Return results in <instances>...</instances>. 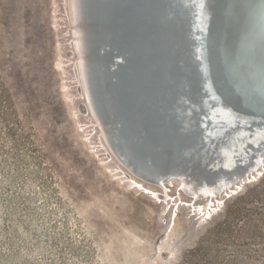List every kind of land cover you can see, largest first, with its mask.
Instances as JSON below:
<instances>
[{
	"label": "rangeland",
	"instance_id": "374dc122",
	"mask_svg": "<svg viewBox=\"0 0 264 264\" xmlns=\"http://www.w3.org/2000/svg\"><path fill=\"white\" fill-rule=\"evenodd\" d=\"M73 29L67 0H0V264H264V173L146 194L79 113Z\"/></svg>",
	"mask_w": 264,
	"mask_h": 264
},
{
	"label": "bare ground",
	"instance_id": "6f19581e",
	"mask_svg": "<svg viewBox=\"0 0 264 264\" xmlns=\"http://www.w3.org/2000/svg\"><path fill=\"white\" fill-rule=\"evenodd\" d=\"M256 1L261 5L262 1ZM203 2L204 0H179L174 7L172 4L162 8L163 15L173 18L165 30L171 31L176 44L161 52L159 48H165L166 46H162L166 45L165 42H159L150 34H143V31L148 32L147 27L153 24L155 17H146L143 27L139 25L140 29L136 30L137 21L133 16L131 3L127 0H67L75 45L73 51H68V57L78 58L77 68L84 99V103L78 106L79 113L92 117L98 125L102 143L116 161L139 174L123 158L121 152H125L136 168L144 171L146 175L139 174L141 178H137L139 183L149 187L143 188L146 194H156L152 191L155 188L164 195L168 193L169 187L177 184L180 193L190 198L195 207L200 202H207V205H212L214 201L220 203L217 201L218 196L230 197L229 193L253 182L250 178L253 176L257 179L264 170V154L258 153L259 141L253 135L249 139L245 138L246 144L240 146L241 150L248 148V151L256 152V156L248 158L249 166L246 171L252 172L238 182L232 180L237 171H233L228 177L222 172L228 168L231 160H238L241 151L236 150L239 149L236 140L229 139L226 142L220 138L214 144L218 143V146L230 152L227 156L224 155L225 152L222 153V158L219 154H212L210 157L217 162H211L210 158L201 165L196 156H186L181 161L160 162L159 165L165 168V179L169 183L158 185L147 180H164L162 172L154 173V165L158 163L160 156L170 153L171 147L182 148L180 150L185 153L190 148L207 146L206 149H209V144L212 143L208 140L209 136L214 139L222 133L216 132L218 134L215 135V130H219L216 127L218 122L225 120L228 123L224 130L231 131L236 126L239 130L247 128L254 131L259 116L264 118V86L252 96L249 95L248 102H242L239 84L234 80L237 76L245 79L261 59L259 51L264 48V9L257 6L235 18L211 19L201 9ZM224 2L227 6L231 4L230 0ZM151 3H146L148 9ZM161 37L159 33L158 38ZM123 41L130 43L125 46ZM104 44L109 45L106 50L103 49ZM145 48L149 51L144 52ZM142 54L143 60L145 59L143 71L140 68ZM170 54L172 55L169 56ZM119 55L126 56L123 63L117 59ZM165 55L168 60L164 59ZM130 56L132 59L127 58ZM155 59L158 61L154 62ZM179 60L188 63L182 65ZM137 67L139 70L136 77L134 72ZM153 69H156L157 77L152 75ZM212 70L218 72L216 76L220 78L219 82L215 77L206 78L205 73H212ZM129 73L133 74L130 76ZM195 73L200 79L195 88H192L196 90L193 101H189L182 91L183 82L185 79L188 83L192 82ZM213 85L220 92L210 95ZM92 93L95 94L94 99ZM260 131H263L260 135L264 134V129ZM210 132L214 134L208 135ZM200 140L207 141L208 144H201ZM128 142L131 143L130 150L126 148ZM200 152L203 154L205 150L201 149ZM171 164L173 168L169 167ZM235 166V169L240 167L237 164ZM203 169L211 173L217 172L212 176V181L208 179L211 173L200 172ZM173 176L179 177L180 182L169 180ZM194 176L198 177V186L190 182ZM168 196L167 194V200ZM205 209L203 216L208 213L207 206Z\"/></svg>",
	"mask_w": 264,
	"mask_h": 264
},
{
	"label": "water",
	"instance_id": "95a60500",
	"mask_svg": "<svg viewBox=\"0 0 264 264\" xmlns=\"http://www.w3.org/2000/svg\"><path fill=\"white\" fill-rule=\"evenodd\" d=\"M129 3H131V7L133 9V11L137 14H135L133 12V16H135V19L137 21V26H136V30H138L139 28V25L141 27H143V25L145 24L146 22V17L147 19L148 18H151V17H155V21L153 22V24L150 26V27H147L148 28V32L147 31H143V34H150L152 36V38L154 37L155 39L157 38L159 40V42H165L166 45H162V46H166L165 48H159V51L161 52H164V50H166L169 46H174L176 43L173 41V38H172V33L171 31H167L165 29H167V26L171 23V20L173 18H167V15H163L161 10L162 8H165L166 5H170L172 6L173 4V7L176 5L177 1L179 0H162L163 3L161 4L160 1L161 0H127ZM152 2L150 4V7L149 9L146 7V3H149ZM220 1V2H219ZM225 0H204L203 4H201V9H203V11H205L208 15H210V18L211 19H230V18H235V17H238V16H241L242 14H245V13H248L251 9H254L255 7L259 6L260 9L263 8L264 9V0H260L262 1L259 5L257 4L258 2L256 0H230L231 4L230 6H227V4H225L224 2ZM227 1V0H226ZM229 2V3H230ZM156 4H158V6H155ZM144 5V7H143ZM139 6V7H138ZM138 7V8H137ZM131 8L129 7V10ZM127 10V11H129ZM94 11V10H93ZM121 18H124V16H121ZM123 28H125V26H122ZM118 28V27H117ZM140 29V28H139ZM161 34V38H158V34ZM178 33V32H177ZM176 37V35H175ZM178 39L180 40L181 38L178 37ZM130 42L127 43V41H123V44L126 46L127 44H129ZM174 43V44H173ZM106 47H109L108 44H104L103 46V49L106 50ZM149 51V49H146L145 48V51ZM174 54V52L172 53ZM172 54H170L169 56H171ZM259 54H260V60H258V63L256 64V66H254V69L253 71L248 74L247 77H245L244 74H240L241 77H245V79H242V78H239V76H237L236 78L234 77V80L237 81V85H238V88L240 89V94H241V97H240V100L242 102H248V100H250V96H252V94L254 92H257L258 89L262 86H264V48H260V51H259ZM146 54H144L145 56ZM150 55V54H149ZM166 57H164V59L168 60V56L165 55ZM128 59H132L131 56L130 57H127ZM117 59H120L121 62L123 63L124 60L126 59V56L124 55H119L117 56ZM135 60V59H134ZM140 61H141V70L143 71V68H144V63H145V59L143 60V54L142 56L140 57ZM151 61V60H150ZM154 62H157L158 60L155 59L153 60ZM143 62V63H142ZM153 62V63H154ZM179 62L182 64V65H185L186 61H181L179 60ZM104 67V66H103ZM104 70H106V68H103ZM138 67L137 69H135V72H134V76L137 77L138 75ZM141 71V73H142ZM215 72V73H214ZM152 75L153 76H156V69H153L152 71ZM218 73V72H217ZM216 73V70L213 71L212 70V73L211 72H207L205 73V76L206 78H211V77H215L217 78L216 81L219 82L220 81V78L217 77ZM133 73H129V75L131 76ZM158 74V73H157ZM182 74V73H181ZM110 76V75H109ZM200 78H198L197 74H193V77H192V82H187L188 80L185 79L184 82H183V88H182V91L184 92V96L187 95L188 96V100L190 101H193V97L194 95L196 94V90H193L192 88H195V84L196 82L199 80ZM239 81V82H238ZM101 87V85H99ZM109 90H111V87L109 88ZM108 90V91H109ZM238 90V89H237ZM101 92V90L99 91ZM220 92V90H217V87L216 85H213L211 87V90L209 91V94L210 95H215L216 93ZM99 94V93H98ZM250 95V96H249ZM94 96L95 94L92 93V97L94 99ZM214 97V96H213ZM215 98V97H214ZM215 100V99H214ZM102 104L104 103L103 99L101 100ZM117 108V107H116ZM233 109V108H232ZM118 110V108H117ZM242 110V109H241ZM240 115H241V111H240ZM232 117V116H231ZM124 119H126V117H124ZM259 122L256 124V127L254 128V131L252 129H247V128H240L237 129L236 126H233L231 129V131H228L227 130H224L225 129V126H227V122L225 120L221 121V122H218V126H216L217 128H219V130H215V135L218 134L216 132H219L221 133L216 135L217 137H215L214 139L212 138V136H209V139L208 140H211V144H209V149H206V147H201V148H193V149H188L187 152L185 153L183 150H180L182 148H175V147H171L170 148V153H166V154H163L162 156H160V160L158 161V163H156L154 165V173H157L159 174L160 172H162L164 174V177H162L164 180H162V182H158L157 180L155 179H147V180H150V182H153L155 184H158V185H163L164 183H169L168 179H165V174H166V171L164 170L165 168H162L159 164L160 162H164V161H171V162H175V161H181L183 160V158H185L186 156H193V157H197L198 158V163L199 164H205L206 161L210 160V156L212 154L214 155H217L219 154L220 157L222 158L223 157V154L225 152L224 155H228L230 150H224L225 148L221 147V146H218V143L215 145V140L218 141V139H222V140H225L226 142H228L229 139H232V140H236V146L239 147V149H236L237 151H241V154L238 158V160L236 159H233L231 160L229 166L227 169H223V172L225 174L226 177L230 176V174L234 171H237V175H234V177L232 178L233 182H238L239 180H242V178H245L247 177L246 174L248 173H251L252 170L250 171H246L247 170V166H249V163H248V158L251 157L252 155L253 156H256V152H253L251 150H247L248 148H244V150H241L240 149V146L242 144H246L245 142V138L249 139L248 137H252L253 135H256L255 138H257V141H259V145L257 147V151L259 154H264V134H261L260 135V130L264 129V118L259 116ZM235 122V121H234ZM237 122V121H236ZM234 125V124H233ZM236 125H239L236 124ZM228 127H231L230 125ZM247 129V130H246ZM263 132V131H262ZM261 132V133H262ZM214 134V132H210L208 135H212ZM126 138V136H125ZM129 138V137H128ZM254 138V139H255ZM130 139V138H129ZM131 140V139H130ZM172 142L174 140H171ZM201 144H205L208 142L207 141H202L200 140ZM261 142V143H260ZM131 143H126V148H131ZM223 145V144H222ZM201 149H204L205 152L202 154L200 151ZM208 150H210V152H208ZM206 153V154H205ZM223 153V154H222ZM257 153V154H258ZM121 154L123 155V158L125 160H127L128 162H130V164L134 167L135 170H137V172H139V174H142V175H146L144 173V171L136 168V165L131 162V160L126 156V153L124 152H121ZM202 154V155H201ZM205 154V156H203ZM138 156V155H137ZM199 156V157H198ZM204 157V158H201V157ZM139 159V157H138ZM137 159V160H138ZM227 159V158H226ZM214 161L217 162V160L215 158H211V162ZM133 163V164H132ZM238 165L240 166L239 168H236L235 169V165ZM195 165V164H194ZM194 165L192 166L194 170ZM259 165V164H258ZM169 167L173 168V165H169ZM185 167V166H184ZM234 167V168H233ZM258 167V166H257ZM232 169H235V170H232ZM134 171V170H133ZM132 171V172H133ZM153 171H152V174H153ZM201 173L202 172H208V173H211L209 172L207 169L206 170H202L200 171ZM135 175H137V177H140L139 174H137L135 171L133 172ZM217 173V172H216ZM216 173H211L210 175L211 176H208V179L210 181H212L214 179V177H212L214 174ZM264 173V170L263 172ZM158 176V175H157ZM197 177V176H196ZM195 176L192 177L190 179V182L193 184V185H196L198 186L199 185V181L197 180L198 177L196 178ZM211 177V178H210ZM259 177V175H258ZM141 178V177H140ZM147 178H149V176H147ZM175 180V181H178L180 182V178L179 177H176V176H173L172 178L169 177V180ZM231 179V178H230ZM228 179V180H230ZM145 180V179H143ZM146 180V181H147ZM226 180V179H225ZM244 187V186H242ZM221 192V191H220Z\"/></svg>",
	"mask_w": 264,
	"mask_h": 264
},
{
	"label": "trees",
	"instance_id": "16d2710c",
	"mask_svg": "<svg viewBox=\"0 0 264 264\" xmlns=\"http://www.w3.org/2000/svg\"><path fill=\"white\" fill-rule=\"evenodd\" d=\"M241 198H242V196L236 197L233 202H236L237 200H240Z\"/></svg>",
	"mask_w": 264,
	"mask_h": 264
}]
</instances>
